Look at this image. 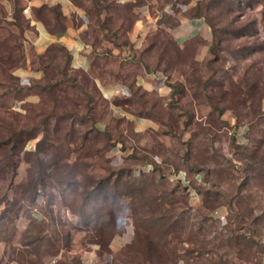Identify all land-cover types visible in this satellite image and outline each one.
<instances>
[{"label":"rangeland","instance_id":"rangeland-1","mask_svg":"<svg viewBox=\"0 0 264 264\" xmlns=\"http://www.w3.org/2000/svg\"><path fill=\"white\" fill-rule=\"evenodd\" d=\"M70 1L80 9V13L76 11L71 14V23L80 24L89 15L86 40H98L96 43L101 56L94 58L92 70L87 72L92 83L100 78L106 82L125 84L129 93L123 97L139 99L145 105L142 115L154 120L156 125L138 131L132 119L122 117L120 121L112 118L108 124L113 137L110 144L116 146L100 153L98 150L103 141L98 138L97 143H91L93 157L79 160L76 166L75 160L81 150L72 153L69 159L62 161L73 170L76 167L78 171L74 173L75 177L70 175L69 178L87 182L88 178L99 180L107 178L109 172L122 171L119 176H123V179L129 176L140 178L145 173L153 172L160 179L159 170L164 173L168 188L172 189L179 183L171 178L173 173L184 170L191 177L199 173L201 178L196 184L197 189L193 186L198 195L192 202L187 191L175 193L178 198L182 197L178 213L184 227L178 228L181 232L179 240L170 237L173 240L169 246L175 250V254L169 260L165 256L164 264H214L218 261H229V264H264V253L256 252L249 259L241 260L230 253L225 245L221 249L215 248V243L227 233L232 198L236 211H244L248 206L253 208L254 217L260 216L256 235L264 241V160L260 158L255 161L251 156L261 138H264V108L259 104L264 94V0H104L112 7L98 16L90 13L95 9L93 0ZM12 4L11 14L0 4V41L9 46L18 43L21 53L26 57V43L23 40L31 26L23 15V7L28 5L16 3V0H12ZM143 5L148 7L153 18L149 29L144 33L140 46L132 49V62L122 61V67L126 70H110L107 60L113 54L102 44L108 40L104 35L111 37L113 32H117L120 37L118 44L126 40L125 37L130 34L139 17L138 9ZM16 9H21L17 19ZM198 12L204 17L207 30L178 46L170 28L180 19L195 16ZM28 14L35 17L34 8H29ZM48 16L55 22L54 13ZM127 16L134 20L132 26L125 19ZM66 20L64 17L60 22L66 25ZM105 22L110 30L100 29ZM12 23L18 25L17 31L11 28ZM127 29L130 30L127 32ZM27 47L32 59L40 62L39 54L31 46ZM119 48L126 50L132 46L128 44ZM53 54H58V51L49 53L50 56ZM58 61L62 67L64 61ZM40 63L44 67L45 64ZM142 68L147 72L159 73L164 88L146 90L134 83L135 74ZM16 77L21 83L19 77ZM77 81L84 89L68 87L69 96L77 102L85 98L84 92L89 93L93 101L99 103V111H93L99 119L104 105L101 106L103 101L99 99L95 86L84 75H77ZM32 84L33 88L21 100L14 99L15 94L12 92L3 94L5 89L0 87V114L8 116L4 107L25 114L23 106L30 102L25 97L32 92L39 94L40 101L43 93L34 87L35 81ZM81 102L85 105L86 101ZM136 106L142 108L137 103L131 104V109ZM74 126L78 132L69 135L67 130H61L63 139L56 146L64 145L65 140H75L76 143L70 144V148L75 150L81 147L85 129L80 124L75 123ZM244 137L248 138L246 144ZM43 138L44 133L40 132L28 139L20 155L17 174L12 180L0 182V196L7 197L0 201V264H56L59 260L66 264H127L124 248L134 241L136 234L133 210L137 208L140 216H151L146 212L154 206L149 192L145 198L136 199L135 205H131L133 200L126 196L113 206H124L116 213L117 217L123 218L124 230L112 238L109 251L101 252L98 244L85 243L87 233L79 216L62 206L61 196L54 189H48L57 195L56 203L52 206L58 221L55 225L49 224L44 234H52L57 228L66 237L58 240L60 249L56 254L42 253V249L40 253H34L32 246L22 244L25 231L33 223L32 214L46 205L45 193L39 189L33 202L22 201L17 216L5 213V208H13V200L18 196L16 187L27 181L30 163L26 158L30 157L35 162V156L25 152H36L39 145L45 152V149L53 145L44 144ZM66 150L63 149L64 152ZM262 155L260 153L259 156ZM85 161L90 164L88 167L82 165ZM149 161L153 165L148 164ZM22 164L27 166L26 171ZM154 168L158 170L153 171ZM115 178L111 180L113 183ZM110 208L107 204L105 218L113 217L112 213L115 212L108 213ZM45 220H48L47 216ZM141 223L142 233L147 234L150 230L156 239L160 233L157 228L152 223ZM149 246L154 247L152 244L146 245L144 241L137 246L142 252L135 257V260L141 259L139 264L147 262L145 257ZM78 259L81 261L78 262Z\"/></svg>","mask_w":264,"mask_h":264},{"label":"trees","instance_id":"trees-1","mask_svg":"<svg viewBox=\"0 0 264 264\" xmlns=\"http://www.w3.org/2000/svg\"><path fill=\"white\" fill-rule=\"evenodd\" d=\"M93 2L95 9L90 12L93 15H101L112 7L110 6L111 4L105 3L104 0H93ZM117 2L119 1L117 0ZM134 5L137 4H131L130 6ZM20 10H15L16 19ZM34 12L36 17L41 19L52 33L61 34L65 31L66 26L60 22V19L65 16L58 7L44 4L40 8H34ZM49 13H54L55 22L48 16ZM195 16L203 17L199 12ZM125 19L132 26L134 20L130 16H127ZM105 23L101 24L100 29L110 30L107 23L106 25ZM19 26L21 27V25ZM129 30L127 29V32ZM104 36L105 39H112L111 41L118 47L130 44L129 35L120 44L117 42L120 38L117 32H113L111 37L109 35ZM88 42L94 48V65V58L101 56L100 51L96 50L98 47L96 42L98 40L95 38L94 41L88 40ZM4 43L0 41V87L5 89L3 94L12 92L15 94L14 99L21 100L24 94L33 88V84L29 86L19 83L17 77L12 74L11 69L17 65H24L25 56L21 53V47L18 43L10 46ZM54 50H57L60 56L58 54L50 56L49 53ZM39 57L40 62L45 64L43 67L44 75L40 80L35 81L34 87L42 91V99L38 103L29 102L24 104L25 114L12 112L8 110V107L3 108L8 116L0 114V182L12 180L17 174L20 155L24 152L25 143L28 139L34 138L38 133L43 132V143H46V145L53 144L47 150L45 149V152H43V148L40 145L39 149L34 153L25 152V154L35 156V162L33 163L30 157L26 158V161L30 163V167L27 170V181L16 187L18 196L13 200V208H5V213L17 216L21 208L20 206H22V201L28 200L33 202L39 189L45 193L46 205L38 211L40 213L39 217L34 216L36 212L32 214L33 223L25 231L24 238L22 239L24 242L22 244L32 246L34 253H40L42 249V253L56 254L60 249L57 244L58 240L66 237L57 228L54 229L55 231L52 234H44L49 224L55 225L58 221V216L54 213L52 206L56 203L57 195L48 189H54L61 196L60 203L62 206H65L70 212L79 216L80 222L85 225L87 233L85 238L87 241L85 240V243L98 244L101 252L109 251L112 238L124 230L122 216L117 217L116 215L117 211L122 210L124 206L118 205L116 208L113 206L116 203H120V200L126 196L133 200L131 205H135L136 199L145 198L147 192H149L152 201H154V206L146 212L151 214V216H140V211L137 208L133 210L136 219V234L134 241L124 248V252L127 254L126 259H128L126 263L139 264L141 262V259L135 260V257L137 258V256L142 254L137 246L144 241L146 245L152 244L154 247L149 246L148 253L146 251L147 256L145 257V261L150 262L143 261L141 264H164L165 260L163 258L165 256L169 260L171 259L169 257L175 254V250L169 246L170 242L173 239L179 240L181 236L179 229L180 227L181 229L184 227L180 223L182 219L180 220V214L178 213L182 197L178 198L175 193L180 192V190L184 192L186 189L180 183H177L175 188L169 189L165 182L164 173L156 168L153 171L158 170L160 179L156 178L155 172L151 174L145 173L140 178L129 176L123 179V176H119V174L123 173L122 171L109 172L107 178L102 177L99 180L88 178L87 182H80L75 178H69L70 175L75 177L78 171L75 170L76 167L73 170L68 163H63L62 161L69 159L72 153H77L81 150L75 160L76 166L79 160L93 157L94 153L92 152L91 143H97L99 141L98 138L102 139L101 142L103 141L102 147L98 150L100 153H104L110 147L116 146V144H110V141L113 140L111 129L108 126H100L97 115L93 114L94 110L99 111V103L94 102L87 92H84L85 98L80 99V102L78 100L77 102L74 101L69 96L68 87L84 89V86L78 83L77 75H84L88 82L91 81L90 75L85 71L81 69L74 71L70 68L71 55L69 51L62 45L54 44L44 54H39ZM43 58L47 60H43ZM59 59L64 61L62 67L59 64ZM133 82L135 83L134 80ZM92 85L95 86L99 99L103 101L101 106L105 105L107 100L102 95L99 87L94 81ZM62 94H64V97H62ZM1 97L2 94L0 92ZM263 98L264 94L261 96L262 100ZM82 100L86 101L85 105H82ZM262 100L259 103L260 105ZM114 103L122 105L125 103L136 105L138 103L142 108L136 106L131 109V112L134 115L143 116L145 105L139 99L121 97L116 98ZM79 111L82 113L78 116ZM76 116L77 119L75 118ZM114 119L122 120L123 118L114 117ZM75 123L82 125L85 129L81 138L83 139L81 147L75 150L70 148V144L76 143L75 140H65L64 145L56 146V143H59L63 139L61 130H67L69 135L78 132V129L74 126ZM244 139L246 140L244 142L246 144L248 138L244 137ZM64 148H67L65 152L63 151ZM260 153L263 154L262 157L259 156ZM251 156L255 161H259L260 158L264 160V138H261L259 145L254 149ZM46 160L49 163L45 164ZM148 164L153 165L150 161ZM82 165L88 167L90 164L85 161ZM114 177L117 178H115V182L113 183L111 180ZM189 177L191 178L192 185L196 188V184L199 181L196 177ZM107 183L112 184L107 185ZM6 199V196L3 198L0 196V201ZM233 203L234 200L232 198L230 203L232 206L228 214L229 225L227 226V233L219 238L217 244L215 243V248L221 249L225 245L230 253L241 260L249 259L256 252L263 254L264 241L256 235V225L260 220V216L254 217L253 208L248 206H246L244 211H236ZM107 204L112 207L108 210V213L115 212L112 213L113 217L105 218L104 212L106 211ZM45 216L48 217L47 221L45 220ZM142 221L144 225L152 223L157 228L160 233L156 234V239L154 238L155 234H151L150 230L147 231V234L142 233ZM80 261L78 259V262ZM219 262L220 264H229V261ZM56 264L66 263L59 260Z\"/></svg>","mask_w":264,"mask_h":264},{"label":"crops","instance_id":"crops-1","mask_svg":"<svg viewBox=\"0 0 264 264\" xmlns=\"http://www.w3.org/2000/svg\"><path fill=\"white\" fill-rule=\"evenodd\" d=\"M124 2V0H119ZM28 5L29 8H40L42 5L47 4L49 6L58 7L65 18L66 29L63 33H52L46 26V24L36 16H31L28 13L23 15L27 17L31 28H29L25 33L26 43V57L25 65H17L13 67L12 72L14 75L18 76L20 82L24 85H31L33 81L40 80L44 75V69L41 66L42 64L38 61L32 59L28 45L31 46L37 54H44L48 48L54 44H59L64 46L71 55L70 68L73 70L81 69L83 71L90 72L93 67V52L94 48L92 44L88 42L87 36L89 33L88 24L90 19L87 15L84 22L74 25L70 21V16L74 12L80 13V9L76 7L70 0H16V3ZM0 4L12 13V0H0ZM25 7V6H24ZM23 7V8H24ZM139 17L133 25V28L129 34V40L132 48L126 50H121L119 47L114 45L113 42L104 40L102 44L110 50L113 56L109 57L107 60V67L110 70H115L116 72H123L126 69L122 67V61L132 62L133 50L140 46L142 37L147 29H149L150 24L153 21L149 13L147 6L143 5L138 9ZM86 17V16H85ZM14 19V18H13ZM15 20V19H14ZM11 28L14 31L19 29L18 25L12 23ZM208 26L203 17L199 16H190L184 17L179 20V22L170 28L174 42L178 46L186 44L188 41L202 35ZM99 51V48L97 49ZM161 80V75L155 72H147L143 68L138 71L134 76V81L138 86H142L146 90H151L154 87L157 89H163ZM96 83L102 92V95L107 100L106 105L99 117V124L102 127L108 126L111 119L114 117H127L134 121L135 127L138 131H145L150 127H154L156 122L148 117L137 116L131 112V104H115L114 100L116 98H121L129 93L128 87L117 81H104L100 78L96 80ZM40 99L39 94L32 92L27 94L25 100L30 102H38ZM262 107L264 108V98L262 100ZM37 142V140H36ZM115 152V150H113ZM112 151V152H113ZM24 170L26 171V165H23ZM34 216L39 217L40 213L36 212Z\"/></svg>","mask_w":264,"mask_h":264},{"label":"built area","instance_id":"built-area-1","mask_svg":"<svg viewBox=\"0 0 264 264\" xmlns=\"http://www.w3.org/2000/svg\"><path fill=\"white\" fill-rule=\"evenodd\" d=\"M23 12L24 13H28L29 12V7L25 6L23 8ZM195 177L199 181L200 178H201V175L198 173V174H196ZM171 178L173 180H176L177 182H179L186 189L191 202L193 201L192 199L196 198V196L198 195V192L193 187L191 178L189 177L187 171L179 170L178 172L173 173L171 175Z\"/></svg>","mask_w":264,"mask_h":264}]
</instances>
